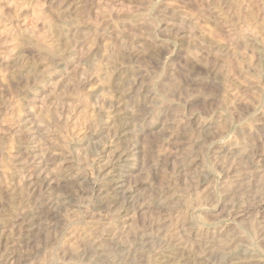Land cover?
<instances>
[{
  "label": "rangeland",
  "instance_id": "obj_1",
  "mask_svg": "<svg viewBox=\"0 0 264 264\" xmlns=\"http://www.w3.org/2000/svg\"><path fill=\"white\" fill-rule=\"evenodd\" d=\"M0 264H264V0H0Z\"/></svg>",
  "mask_w": 264,
  "mask_h": 264
},
{
  "label": "bare ground",
  "instance_id": "obj_2",
  "mask_svg": "<svg viewBox=\"0 0 264 264\" xmlns=\"http://www.w3.org/2000/svg\"><path fill=\"white\" fill-rule=\"evenodd\" d=\"M122 157H123V155L122 156H120L119 158H118V160H120V159H122ZM114 158V157H113ZM112 159V158H111ZM114 160V159H113ZM112 161V160H111ZM113 162V161H112ZM111 163V162H110ZM49 165V164H48ZM55 165H57V164H55ZM107 165V164H106ZM112 165H114L113 163H112ZM46 166V165H45ZM52 166V165H51ZM58 166V165H57ZM56 166V167H57ZM104 166V165H103ZM115 166V165H114ZM114 166H113V168H114ZM42 167V166H41ZM55 167V171L53 172V174H52V178L50 179V178H46L45 176H44V181H43V190L45 191V193H47L51 188H52V185L54 184V182L52 181V180H60L62 177H63V175H62V171H61V169H60V167L61 166H58V168H56ZM48 168H50V166L48 167ZM53 168H54V166H53ZM64 168V167H63ZM112 168V169H113ZM111 169V168H110ZM53 170V169H52ZM64 170V169H63ZM94 170V169H93ZM45 171V170H44ZM50 171V170H49ZM42 173V172H41ZM40 173V174H41ZM45 173V172H44ZM44 173H42V174H44ZM51 173H52V171H51ZM99 173V172H98ZM49 174V173H48ZM102 174V173H101ZM100 174V175H101ZM46 175V174H45ZM99 175V176H100ZM42 175H38V178L39 177H41ZM104 176V175H103ZM48 177V176H47ZM65 177V176H64ZM105 177V176H104ZM39 179H41V178H39ZM38 180V179H37ZM36 180V181H37ZM120 180V177L119 178H117L116 179V181H115V183H114V185H111V186H108V185H105L104 183H100V184H97V183H93V184H91L90 183V185H89V189L91 190V192L92 193H95L96 192V195H99V194H97V193H99V192H101V188L102 189H104V194H106V198H108L109 200H111L110 201V203H113L115 200H117L118 199V197L119 196H121V197H126L129 193L128 192H126L125 191V189H124V182L123 181H119ZM42 181V180H41ZM41 184H42V182H41ZM88 184V183H87ZM107 184V183H106ZM87 186V185H86ZM41 187V186H40ZM42 188V187H41ZM42 190V189H41ZM42 190V191H43ZM102 193V194H103ZM87 194V193H86ZM85 194V195H86ZM101 194V193H100ZM101 197V196H100ZM102 197H104V195L102 196ZM101 197V199H103ZM260 207H262V206H260ZM100 218H102V217H100ZM104 218V217H103ZM108 219H110V220H108V221H104V219H103V221L102 220H100V219H98L96 222H92V225H90V227L88 228L87 226V228H85V230H82L81 232H79V227L78 228H71L72 229V238H71V241H69V242H71V243H69L70 244V247L72 248V250L74 249V250H79L80 249V247L82 246V245H85V244H91V246L93 245V246H96V247H102L103 245V242L105 241L104 239H103V237L106 235V234H109V233H111V234H117V233H119V232H121V230H122V227H120V225H118L119 224V222H118V220H120L119 218H117L116 216H110ZM184 219V218H183ZM182 219V220H183ZM92 220V219H91ZM123 220V219H122ZM13 221V220H12ZM94 221V220H93ZM90 222V223H91ZM117 222H118V224H117ZM90 223H86V224H90ZM32 224H34V221L32 220V219H27L26 221H25V228H27V227H31L32 226ZM74 226V225H73ZM123 226V225H122ZM27 230H28V228H27ZM173 230V229H172ZM175 231H176V229H175ZM71 232V231H70ZM169 234H171V233H169ZM175 236H177V235H175ZM174 236V237H175ZM67 237V236H66ZM71 237V236H70ZM171 237L174 239V237L171 235ZM70 239V238H69ZM72 239H74L73 241L74 242H72ZM175 239H177L176 237H175ZM66 242H67V240H66ZM66 245V244H65ZM68 245V244H67ZM69 247V248H70ZM71 250V251H72ZM77 251H75V252H77ZM9 256V255H8ZM7 258H10V257H7ZM6 258V259H7ZM12 258V257H11ZM10 258V259H11ZM9 260V259H8Z\"/></svg>",
  "mask_w": 264,
  "mask_h": 264
}]
</instances>
